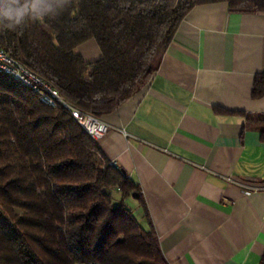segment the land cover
<instances>
[{
	"label": "trees",
	"instance_id": "obj_1",
	"mask_svg": "<svg viewBox=\"0 0 264 264\" xmlns=\"http://www.w3.org/2000/svg\"><path fill=\"white\" fill-rule=\"evenodd\" d=\"M212 2L264 13V0H71L54 20L1 30L0 47L102 118L150 82L182 20ZM90 39L102 57L87 62L78 47ZM252 96H264V73ZM248 120L264 137V117ZM131 199L143 204L141 186L68 108L0 73V264H170Z\"/></svg>",
	"mask_w": 264,
	"mask_h": 264
},
{
	"label": "crops",
	"instance_id": "obj_2",
	"mask_svg": "<svg viewBox=\"0 0 264 264\" xmlns=\"http://www.w3.org/2000/svg\"><path fill=\"white\" fill-rule=\"evenodd\" d=\"M78 50L102 57L95 39ZM257 73L264 13L199 4L150 82L102 117L110 131L98 144L141 186L143 204L130 205L170 264H264V137L248 120L264 117Z\"/></svg>",
	"mask_w": 264,
	"mask_h": 264
},
{
	"label": "built area",
	"instance_id": "obj_3",
	"mask_svg": "<svg viewBox=\"0 0 264 264\" xmlns=\"http://www.w3.org/2000/svg\"><path fill=\"white\" fill-rule=\"evenodd\" d=\"M0 73L10 76L33 90L39 95L42 102L52 106L63 105L68 108L75 119L95 140L99 141L110 131V126L102 118L82 112L72 106L56 87L29 69L3 47H0Z\"/></svg>",
	"mask_w": 264,
	"mask_h": 264
},
{
	"label": "clouds",
	"instance_id": "obj_4",
	"mask_svg": "<svg viewBox=\"0 0 264 264\" xmlns=\"http://www.w3.org/2000/svg\"><path fill=\"white\" fill-rule=\"evenodd\" d=\"M71 0H0V30H16L29 22L56 19Z\"/></svg>",
	"mask_w": 264,
	"mask_h": 264
},
{
	"label": "rangeland",
	"instance_id": "obj_5",
	"mask_svg": "<svg viewBox=\"0 0 264 264\" xmlns=\"http://www.w3.org/2000/svg\"><path fill=\"white\" fill-rule=\"evenodd\" d=\"M132 201H134V200H130V203H133Z\"/></svg>",
	"mask_w": 264,
	"mask_h": 264
}]
</instances>
